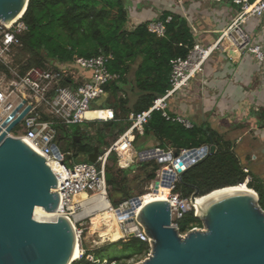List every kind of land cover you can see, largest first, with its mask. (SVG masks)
I'll return each mask as SVG.
<instances>
[{
  "label": "trees",
  "instance_id": "trees-1",
  "mask_svg": "<svg viewBox=\"0 0 264 264\" xmlns=\"http://www.w3.org/2000/svg\"><path fill=\"white\" fill-rule=\"evenodd\" d=\"M130 3V0H28L22 15L27 31L21 36V46L15 58L21 74L32 67H57L70 63L74 56L90 58L101 54L112 55L107 68L118 78L105 86L108 98L101 107L113 109L115 119L104 123V128L96 130L94 135H89L78 125L68 128L58 126L56 141L59 138L64 141L61 151L70 153L65 157L67 165L73 163V158L87 156L94 146H98L99 150L102 146H108L107 133L115 140L129 126V113L148 109L156 97L163 95L170 87V61L184 58L194 44L186 18L171 10H163L158 17L165 28L161 37L148 31L150 21L128 29L127 8ZM133 88L139 94L129 105L127 94ZM143 129V135H136L134 147L140 137L155 140V146L162 148L215 145L213 153L187 168L176 181L173 191L181 198L190 197L196 190L197 197H201L215 189L244 185L257 193L259 206L264 211V179L243 164L230 141L219 137L209 127L194 125L187 129L177 122L166 121L159 111L150 114ZM73 136L80 138L76 140ZM116 162L115 153H111L105 166V180L111 192L123 193L125 197H131L126 177L131 170L142 168L146 173L145 179L150 181L158 168L156 163L149 161L120 169ZM148 166H151L149 171L146 170ZM116 204L113 202V206ZM176 223L181 234L202 227L193 211L186 212ZM109 246L113 244L91 252L101 260L106 259L107 264H123L128 258L141 257L149 252L148 244L136 237L116 242L115 246H120L118 252L109 250L105 253ZM82 248L86 249L83 244ZM87 253L72 264H93L87 260Z\"/></svg>",
  "mask_w": 264,
  "mask_h": 264
},
{
  "label": "built area",
  "instance_id": "built-area-1",
  "mask_svg": "<svg viewBox=\"0 0 264 264\" xmlns=\"http://www.w3.org/2000/svg\"><path fill=\"white\" fill-rule=\"evenodd\" d=\"M212 1L216 3L229 2L235 5L238 8L236 16L223 28L211 44L194 43L184 58H176L170 61V87L163 95L156 97L148 109L139 113H129L127 117L129 126L108 146L100 148L95 163L84 161L67 165L65 157L70 153L61 151L62 149L56 143V138L58 126L68 128L71 125H78L83 129L84 124L108 122L115 119L113 109L94 105V102L106 92L105 86L118 78L117 74L111 73L107 68L112 55L101 54L90 58L74 56L70 63L60 64L57 67L49 65L32 67L21 74L15 58L18 48L21 46V36L27 31V25L22 16L15 18L6 25L0 23L1 131H4L6 126L28 105L30 106L25 116L7 133V136L25 139L33 150L45 157L57 179V187L52 190L59 195L56 218L60 215L70 221L78 241L86 229L85 219L90 215L96 216L97 212L106 210L115 213L123 239L136 237L146 242L150 248L151 239L137 220L142 205L136 206L135 200H140L144 194L125 199L118 206H113L109 202L105 166L108 164L111 153H115L116 165L120 169H127L134 163L153 160L156 161L157 165L162 166L160 170L155 171V179H152L146 190L148 191L147 194L154 190L155 180L159 181V187L167 188L166 200L170 203L171 226L178 230L176 221L188 211H193L195 216L197 209L190 200L191 196L181 198L178 193L173 191L180 174L175 170L174 163L182 159L186 164L182 170L184 172L205 156L204 154L201 155L204 145L196 148L179 149L168 147L167 150L154 146L150 147L152 151L139 154L135 150L133 142L136 135H143L144 124L153 111L161 112L166 121L177 122L187 129L193 127L192 123L185 117L169 113V99L185 87L191 78L202 72L205 62L216 50L225 48L222 46L223 41H227L228 45L237 52L249 53L258 62L264 63L262 45L254 42L250 33L243 28L247 18L264 16V0ZM168 20L169 18L166 19V21ZM147 29L158 37L165 33L164 22L161 20L149 22ZM19 104H22V107L6 126L1 127L4 120ZM88 113L89 116H87ZM53 144L59 149L58 156L53 154ZM147 149L149 148L143 150ZM132 173L135 171L132 170ZM169 173L174 175V179L166 187L163 185L164 182H167L164 174L168 175ZM76 195H84V198L75 200ZM121 211L124 212V216L120 214ZM90 225L91 229L92 220ZM185 233L180 234L184 235ZM94 249L80 250V257L88 252L86 258L89 262L103 264V260L96 258L91 252ZM104 264L107 262L104 261Z\"/></svg>",
  "mask_w": 264,
  "mask_h": 264
},
{
  "label": "water",
  "instance_id": "water-1",
  "mask_svg": "<svg viewBox=\"0 0 264 264\" xmlns=\"http://www.w3.org/2000/svg\"><path fill=\"white\" fill-rule=\"evenodd\" d=\"M27 5L28 0H0V23L6 25L22 16ZM107 98L105 92L94 105L101 107ZM21 107L19 104L1 127ZM29 109L28 105L4 131L0 128V264H72L76 235L70 221L60 215L53 221L33 218L36 206L46 212L57 211L59 195L52 191L57 187L54 173L45 157L22 138L7 136ZM73 137L77 140L79 136ZM52 147L58 156V147ZM99 151L94 146L86 160L95 163ZM201 151L206 156L215 151V145H204ZM185 167L182 159L174 163L180 173L177 179ZM164 178L167 182L163 185L168 187L174 175L167 179L164 174ZM158 187L159 181L155 180L154 190ZM197 192L190 197L192 203ZM258 200L253 189L229 191L212 198L195 214L204 228H192L184 235L171 226L167 200L142 205L137 220L151 243L149 255L137 264H264V211Z\"/></svg>",
  "mask_w": 264,
  "mask_h": 264
},
{
  "label": "crops",
  "instance_id": "crops-1",
  "mask_svg": "<svg viewBox=\"0 0 264 264\" xmlns=\"http://www.w3.org/2000/svg\"><path fill=\"white\" fill-rule=\"evenodd\" d=\"M163 10L183 15L194 43L208 45L236 16L238 8L212 0H137L126 27L158 20ZM243 28L264 49V16L247 18ZM222 46L225 48L216 50L205 62L202 72L169 99V111L193 126L209 127L230 141L235 151L241 150L238 155L246 162L255 161L258 154L264 163V63L249 53L237 52L227 41Z\"/></svg>",
  "mask_w": 264,
  "mask_h": 264
},
{
  "label": "rangeland",
  "instance_id": "rangeland-1",
  "mask_svg": "<svg viewBox=\"0 0 264 264\" xmlns=\"http://www.w3.org/2000/svg\"><path fill=\"white\" fill-rule=\"evenodd\" d=\"M134 1H137V0H130L131 3L127 8L129 13L133 10ZM138 1H142V0H138ZM129 27H130V24H129ZM129 92H130V94H127V97L129 99V105H131L132 101L134 102L135 99L137 98L139 91L137 89L133 88V89H130ZM114 115H115V113H114ZM104 123H106V122H93V123L89 124L88 126H86L87 124H84L82 130H85V132H87L89 135H94L96 130L104 128ZM106 132H107V130H106ZM79 138H80V136L78 137V139ZM112 139L113 138L111 137V135L109 133H107L106 140L110 143L113 141ZM66 142L69 143V140H66ZM56 143L59 145V147L61 149L64 147V144H65L64 141L60 140V138L56 141ZM156 144L157 143L155 140H152V139L148 140L145 137H140V138H138V140L135 143V148H136V151L139 152V151L146 149L150 146L154 147ZM168 147H170V146H165V147H163V149L167 150ZM235 152L240 155L241 150H236ZM248 156L250 157V154H248ZM256 156H257V159H255V161H249V162H246V160H244L241 156L240 157L243 159L242 162H243V164H245L247 166L248 169L252 170V172L255 173L258 177H261L264 179V163L260 162L261 157L258 154ZM263 158H264V156H263ZM84 161H86V158L84 156L83 157L79 156L78 158H73V163H80V162H84ZM146 162H149V161H146ZM152 162L156 163V161H154V160ZM157 167H159V168H157L156 170H160L162 166L157 165ZM163 167H166V166H163ZM135 169H136L135 173H132V170H131L126 176L128 179V182H129L128 183L129 184L128 193L130 194L131 197H125V195L123 193L111 192L110 188L108 187L107 197L109 199V202L112 205H113V202H116L117 203L116 206H118V204H120L125 199L133 198L135 196H138L140 194H144L147 192L146 188L149 187L152 180L147 181L145 179L146 173L142 168L137 167ZM150 169H151V166H148L146 168L147 171H149ZM154 179H155V177H154ZM39 210H40V213H39L38 220H41V221L49 220V218L47 217L48 216L47 213H45L42 208H40ZM33 216H34V214H33ZM93 217H94V215H90L89 217H87L85 219L86 229L83 231L81 238H80V241H78L80 249L81 250L84 249V248H82V244L86 247V249H84V250H87L88 248H95V249L96 248H102V247H106L110 244H113L112 247H110V246L107 247V250H105L104 252L108 253L109 250L111 252H118V250L120 249V246H115L116 242L121 241V240H126V238L123 239L120 236L119 238H116L114 240H106L104 242H98V240L100 239V236L98 237L94 234L93 235L91 234L90 221ZM202 228H204V227H200L198 229H202ZM101 238H103V237H101ZM149 253H150V248H149V252L144 254L143 256H141V257H138V256L134 257L133 256L131 258L126 259L124 261L125 263H123V264H137V263L143 261L149 255ZM104 261L107 262L106 259H103V261H102L103 264H104Z\"/></svg>",
  "mask_w": 264,
  "mask_h": 264
},
{
  "label": "bare ground",
  "instance_id": "bare-ground-1",
  "mask_svg": "<svg viewBox=\"0 0 264 264\" xmlns=\"http://www.w3.org/2000/svg\"><path fill=\"white\" fill-rule=\"evenodd\" d=\"M89 115L90 114L88 113L87 116H89ZM23 140L28 144V142L25 139H23ZM189 158H191V157H189ZM170 177H171V173H169L167 175V179H169ZM246 189L248 190L249 188H246L244 185L241 187L235 186V187L217 189V190H215L212 193H209L207 195H204L201 197H196V200L193 204L195 205L197 211H199L212 198H215V197H217L221 194H224L226 192H229V191L246 190ZM147 193H148V191L146 193H144V196L142 198H140V200H135L136 204H137L136 206L144 205V204L151 202V201H154V200H166L168 190H167V188L158 187L157 191L151 190L150 194H147ZM82 198H84V195H76L75 196V200H81ZM40 208H42V207L36 206L33 209V214H34L33 218L35 220H38V218H39V213H40L39 209ZM43 211L45 213H47V215H48L47 217L49 218V220L53 221L56 218V213L46 212L45 210H43ZM120 214L122 216L125 215L123 211H121ZM49 220H47V221H49ZM91 220H92L91 234L92 235L94 234L98 237L100 236V239H99L100 241L98 240V242H104L106 240H114V239L119 238L121 236L119 224L117 222L116 215L114 212H110V211H106V210H104L103 212H97L96 216H94ZM39 221H41V220H39ZM101 237H103V238H101ZM80 250L81 249H80L77 237H76V244H75V248H74L73 260H77L80 257Z\"/></svg>",
  "mask_w": 264,
  "mask_h": 264
}]
</instances>
